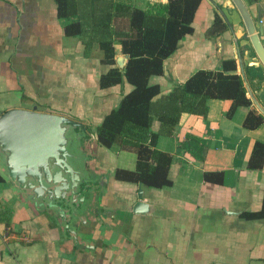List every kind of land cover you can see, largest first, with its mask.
<instances>
[{"label":"crops","instance_id":"0c3cea01","mask_svg":"<svg viewBox=\"0 0 264 264\" xmlns=\"http://www.w3.org/2000/svg\"><path fill=\"white\" fill-rule=\"evenodd\" d=\"M115 1L145 9L167 0ZM243 1L264 47V0ZM61 19L53 0H0V111L35 105L82 122L94 191L78 216L64 220L74 240L3 179L0 264H264V120L243 125L250 107L262 113L253 101L230 110L229 98L209 97L202 113L181 112L170 132L158 133L154 146L170 155L167 183L117 178L116 169H134L136 154L97 143L94 129L131 84L122 79L100 86L107 68L100 51L65 35ZM190 26L163 60L162 74L151 77L160 93L196 69L216 70L234 58L264 110V67L232 2L199 0ZM114 57L122 67L126 55ZM249 65H258L263 76L250 69L246 75ZM138 189L145 207L133 211Z\"/></svg>","mask_w":264,"mask_h":264},{"label":"trees","instance_id":"16d2710c","mask_svg":"<svg viewBox=\"0 0 264 264\" xmlns=\"http://www.w3.org/2000/svg\"><path fill=\"white\" fill-rule=\"evenodd\" d=\"M53 1L57 16L63 18V33L78 36L85 50L94 45L100 51L99 61L107 68L99 76V85L122 79L131 84L94 129L97 143L131 148L136 154L134 169H116L117 178L154 186L167 183L170 155L154 146L158 133L170 132L181 112L202 113L209 97L229 98L230 110L251 104L234 58L223 59L216 70L196 69L164 93L151 81L162 74L163 60L189 32L199 0L154 2L145 9L115 0ZM117 15L126 19H114ZM117 52L126 55L122 67L116 64ZM249 69L256 77L263 76L258 65L246 66V75ZM153 120L157 129L152 128ZM263 120L264 115L250 107L243 125L252 128Z\"/></svg>","mask_w":264,"mask_h":264},{"label":"water","instance_id":"95a60500","mask_svg":"<svg viewBox=\"0 0 264 264\" xmlns=\"http://www.w3.org/2000/svg\"><path fill=\"white\" fill-rule=\"evenodd\" d=\"M230 1L241 18L253 52L264 67V47L244 1ZM238 61L243 84L264 115L248 89ZM86 135L83 123L64 113L41 110L35 105L7 107L0 111V173L33 207L56 209L57 215L74 217L80 208L77 204L91 197L94 191L90 184L94 172L88 168L84 154ZM137 195L133 211L145 207L140 200V189ZM63 226L75 240V231L66 222Z\"/></svg>","mask_w":264,"mask_h":264},{"label":"flooded vegetation","instance_id":"af4514ba","mask_svg":"<svg viewBox=\"0 0 264 264\" xmlns=\"http://www.w3.org/2000/svg\"><path fill=\"white\" fill-rule=\"evenodd\" d=\"M5 181H8L7 179H5V178H3ZM91 184V183H90ZM86 190H89V188H87ZM82 194H83V192H82ZM83 204H84V201L83 202H80V203H78L77 204V206H79L81 209H83ZM80 209V210H81ZM47 211H50L49 213L51 214V215H53V217H55L56 219H57V221L59 222V223H64L65 221L64 220H67L68 218H71V216H69L68 218L66 217V216H64L63 214H59V215H57L56 214V209L54 210V209H51V210H47Z\"/></svg>","mask_w":264,"mask_h":264},{"label":"rangeland","instance_id":"374dc122","mask_svg":"<svg viewBox=\"0 0 264 264\" xmlns=\"http://www.w3.org/2000/svg\"><path fill=\"white\" fill-rule=\"evenodd\" d=\"M53 216V215H52Z\"/></svg>","mask_w":264,"mask_h":264}]
</instances>
